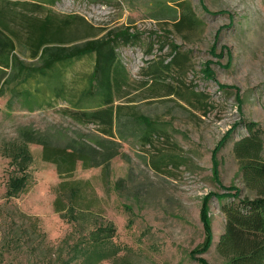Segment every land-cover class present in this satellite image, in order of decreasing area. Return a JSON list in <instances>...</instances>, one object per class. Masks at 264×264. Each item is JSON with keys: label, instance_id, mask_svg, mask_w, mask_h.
Returning a JSON list of instances; mask_svg holds the SVG:
<instances>
[{"label": "rangeland", "instance_id": "374dc122", "mask_svg": "<svg viewBox=\"0 0 264 264\" xmlns=\"http://www.w3.org/2000/svg\"><path fill=\"white\" fill-rule=\"evenodd\" d=\"M52 1L56 3L46 4V10L35 15L44 17L49 10L62 19L80 16L95 27L91 34L103 30L102 36L110 39L122 33L134 37L117 49L131 79L117 101L124 106L119 120L124 140L107 180L101 168L84 170L81 165L73 175L92 183L95 196L85 192L83 205L93 216L74 219L71 214L62 217L66 211L56 213L61 180L36 144L30 145L34 161L27 171L26 190L8 197L11 178L21 174L1 149L4 141L18 137L21 126L36 131L55 128L70 137L94 133L96 127L69 118L64 110L70 106L62 99L29 111L14 92L16 84L5 86L0 97V264H89L78 247L93 246L95 229L109 223L116 229L109 243L112 249L98 264H201L198 259L223 264L216 248L226 219L217 195L227 193L224 188L244 190L232 149L247 135L246 121L264 124V0H184L201 25L180 32L162 11L168 2L174 7L183 0ZM175 50L188 57L182 72L172 69L156 80L149 72L151 62L162 66ZM94 64L91 56L64 68L68 86H82ZM44 86L45 81L35 79L27 88L36 93ZM192 89L210 97L201 112L189 105ZM81 105L94 102L85 99ZM138 116L159 129L152 146L144 148L140 142L145 123ZM228 136L216 155V176L215 152ZM173 154L178 155L177 164L166 160L162 173L153 168V160ZM210 194L216 195L206 204ZM206 205L213 245L194 256L206 238L201 218Z\"/></svg>", "mask_w": 264, "mask_h": 264}, {"label": "trees", "instance_id": "16d2710c", "mask_svg": "<svg viewBox=\"0 0 264 264\" xmlns=\"http://www.w3.org/2000/svg\"><path fill=\"white\" fill-rule=\"evenodd\" d=\"M55 3L52 0H0V97L4 95L5 86L16 84L14 92L32 112L45 105L51 107L52 101L62 99L70 106L64 110L69 118L80 125H93L96 130L91 134L80 133L70 137L63 130L55 128L36 131L32 127L21 126L18 137L4 141L1 150L2 155L10 161L9 165L21 174L20 177L11 178L8 185V197H17L26 190L29 182L27 171L34 161L30 145L42 146L43 161L55 166L61 180L56 188L55 211H66L62 217L71 214L77 219L80 214L93 216L91 208L83 203L85 192L94 195L91 181L73 178L78 166L81 165L84 170L101 168L107 180L113 160L121 155L120 141L124 140V136L119 130V120L124 106L117 105V101L122 99L121 93L127 90L131 79L117 49L121 42L130 44L134 37L122 33L110 39L109 35L102 36L103 30L91 34L96 32L95 27L80 16L62 19L49 10L44 17L35 15L39 14L40 9L46 10V4L52 6ZM169 4L162 12L173 20L177 31L195 29L201 25L187 1H179L174 7ZM82 32L88 35L79 37ZM91 56L95 57L92 73L85 76L82 86L71 89L64 80V68ZM187 59V55L175 50L162 66L151 62L154 66L150 67L149 72L156 80L172 69L182 72ZM28 60L32 62L28 63ZM35 79L45 81L44 88L38 87L36 93L27 88ZM21 88L25 91H20ZM190 96L189 105L197 112L202 111L203 103L209 104L210 97L203 92L192 89ZM85 99L94 102V107L81 105ZM193 99L195 103L191 102ZM144 118L138 116L137 119ZM140 121L145 123L140 142L144 148L152 146L154 138L160 137L159 129L146 120ZM244 127L247 135L236 141L232 149L239 164L244 190L224 188L227 193L217 195L219 202H223L221 211L226 219L216 248L223 264H264V124L246 121ZM229 138L226 137L215 152L216 176L219 168L216 155ZM176 156H162L153 160L152 166L162 173L166 160L177 164ZM243 191L247 195L243 196ZM215 195H208L206 204ZM201 218L206 238L203 247L193 252L194 256L209 252L214 240L207 205ZM115 232L112 223L97 227L92 234L93 246L78 247V250L85 252L89 264H98L110 256L112 247L109 248V243ZM198 261L209 264L205 259Z\"/></svg>", "mask_w": 264, "mask_h": 264}]
</instances>
